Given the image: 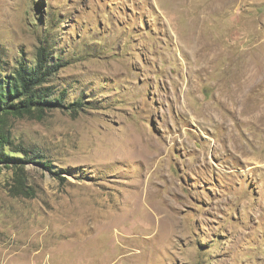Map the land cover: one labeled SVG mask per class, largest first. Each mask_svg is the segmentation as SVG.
<instances>
[{
    "label": "rangeland",
    "instance_id": "1",
    "mask_svg": "<svg viewBox=\"0 0 264 264\" xmlns=\"http://www.w3.org/2000/svg\"><path fill=\"white\" fill-rule=\"evenodd\" d=\"M49 45L0 264H264V0H0V67Z\"/></svg>",
    "mask_w": 264,
    "mask_h": 264
},
{
    "label": "trees",
    "instance_id": "2",
    "mask_svg": "<svg viewBox=\"0 0 264 264\" xmlns=\"http://www.w3.org/2000/svg\"><path fill=\"white\" fill-rule=\"evenodd\" d=\"M61 60L49 45L39 47L33 64L19 61L10 70L0 67V165L34 162L39 158L37 153L28 155L26 149L17 150L24 157L7 154V148L13 144L6 126L10 117L65 107L64 94L53 97L50 85L58 70L64 67Z\"/></svg>",
    "mask_w": 264,
    "mask_h": 264
},
{
    "label": "bare ground",
    "instance_id": "3",
    "mask_svg": "<svg viewBox=\"0 0 264 264\" xmlns=\"http://www.w3.org/2000/svg\"><path fill=\"white\" fill-rule=\"evenodd\" d=\"M225 9V8H224ZM221 11V10H220Z\"/></svg>",
    "mask_w": 264,
    "mask_h": 264
}]
</instances>
